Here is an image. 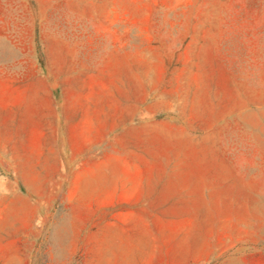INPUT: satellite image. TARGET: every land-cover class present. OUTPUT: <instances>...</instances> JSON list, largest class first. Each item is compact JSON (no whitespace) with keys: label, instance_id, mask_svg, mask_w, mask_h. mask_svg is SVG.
<instances>
[{"label":"rangeland","instance_id":"374dc122","mask_svg":"<svg viewBox=\"0 0 264 264\" xmlns=\"http://www.w3.org/2000/svg\"><path fill=\"white\" fill-rule=\"evenodd\" d=\"M0 264H264V0H0Z\"/></svg>","mask_w":264,"mask_h":264}]
</instances>
